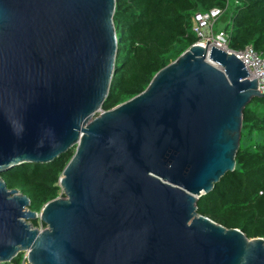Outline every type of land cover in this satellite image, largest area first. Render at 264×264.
Masks as SVG:
<instances>
[{
    "label": "water",
    "instance_id": "water-1",
    "mask_svg": "<svg viewBox=\"0 0 264 264\" xmlns=\"http://www.w3.org/2000/svg\"><path fill=\"white\" fill-rule=\"evenodd\" d=\"M114 6L0 0V172L74 147L62 196L39 212L0 177V263L27 251L28 264H264L263 238L196 210L234 169L242 110L264 91L234 53L193 43L101 110ZM37 217L43 228L25 221Z\"/></svg>",
    "mask_w": 264,
    "mask_h": 264
},
{
    "label": "trees",
    "instance_id": "trees-1",
    "mask_svg": "<svg viewBox=\"0 0 264 264\" xmlns=\"http://www.w3.org/2000/svg\"><path fill=\"white\" fill-rule=\"evenodd\" d=\"M226 2L220 20L230 30L228 47L252 44L264 51V0H115V65L101 108L110 109L141 92L160 68L196 43L192 15L224 7ZM240 134L234 169L200 195L196 210L249 238L264 239V96L253 97L244 106ZM73 152L71 147L48 162L12 165L0 177L8 188H17L29 198L31 210L40 211L59 195L58 180ZM30 224L45 226L38 218L30 219ZM21 260L19 252L0 264H21Z\"/></svg>",
    "mask_w": 264,
    "mask_h": 264
},
{
    "label": "built area",
    "instance_id": "built-area-1",
    "mask_svg": "<svg viewBox=\"0 0 264 264\" xmlns=\"http://www.w3.org/2000/svg\"><path fill=\"white\" fill-rule=\"evenodd\" d=\"M224 7H213L206 12H196L191 17V29L197 37V44L204 46H216L228 53H234L244 64L249 78H256L257 89L264 91V51H258L252 44H246L240 49L228 47L230 30L228 27H220L215 30V24L223 15ZM230 23V20L227 22ZM206 40L209 42L206 43ZM27 252V251H26ZM23 262L27 261V255H23Z\"/></svg>",
    "mask_w": 264,
    "mask_h": 264
},
{
    "label": "rangeland",
    "instance_id": "rangeland-1",
    "mask_svg": "<svg viewBox=\"0 0 264 264\" xmlns=\"http://www.w3.org/2000/svg\"><path fill=\"white\" fill-rule=\"evenodd\" d=\"M223 22H224V19H221L220 20V18H219V20L216 22V24H215V30L216 29H218V28H220V27H223ZM101 110H103L102 108H101ZM98 112H100V110L98 111ZM97 113H95V115H96ZM58 196H62V193H61V190H60V192H59V195ZM37 212H39V211H37ZM38 218V217H37ZM39 219V218H38ZM27 223H30V219H26L25 220ZM36 227H38V228H43L44 226H36ZM23 255H27V252L26 251H22V259H23ZM21 264H28V262L27 261H25V262H23V260H21Z\"/></svg>",
    "mask_w": 264,
    "mask_h": 264
}]
</instances>
